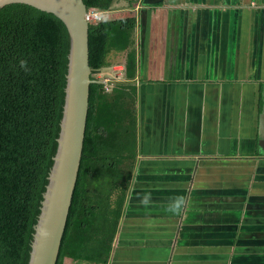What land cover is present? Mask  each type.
Masks as SVG:
<instances>
[{
    "label": "crops",
    "instance_id": "1",
    "mask_svg": "<svg viewBox=\"0 0 264 264\" xmlns=\"http://www.w3.org/2000/svg\"><path fill=\"white\" fill-rule=\"evenodd\" d=\"M138 150L108 264H264V0H118ZM117 64V65H116ZM106 73V72H105Z\"/></svg>",
    "mask_w": 264,
    "mask_h": 264
},
{
    "label": "trees",
    "instance_id": "2",
    "mask_svg": "<svg viewBox=\"0 0 264 264\" xmlns=\"http://www.w3.org/2000/svg\"><path fill=\"white\" fill-rule=\"evenodd\" d=\"M109 13L118 0H83ZM134 8L139 0H124ZM133 17L89 25L91 80L84 144L56 264H108L137 150L136 88L105 85L111 54H128ZM70 37L56 16L24 4L0 9V264H29L44 195L58 150ZM117 65V64H116ZM106 72V73H105ZM103 75V76H102Z\"/></svg>",
    "mask_w": 264,
    "mask_h": 264
},
{
    "label": "water",
    "instance_id": "3",
    "mask_svg": "<svg viewBox=\"0 0 264 264\" xmlns=\"http://www.w3.org/2000/svg\"><path fill=\"white\" fill-rule=\"evenodd\" d=\"M11 4L29 5L56 16L64 23L70 37L58 150L44 195L29 262L56 264L77 182L86 130L89 89L93 82L89 64L87 8L83 0H0V9Z\"/></svg>",
    "mask_w": 264,
    "mask_h": 264
},
{
    "label": "built area",
    "instance_id": "4",
    "mask_svg": "<svg viewBox=\"0 0 264 264\" xmlns=\"http://www.w3.org/2000/svg\"><path fill=\"white\" fill-rule=\"evenodd\" d=\"M108 14L104 13V12L97 11L95 9H91L89 11L87 10L86 21L88 22L89 25L95 24V23H98V22L105 20L106 18H109ZM121 70H122L121 68L117 67V68L113 69L114 73H117L116 75L115 74L114 75H107L104 77L98 76L100 78L101 82H103V84L105 85L106 90L109 89V86H108L109 84H111L116 79L120 78L119 73Z\"/></svg>",
    "mask_w": 264,
    "mask_h": 264
},
{
    "label": "rangeland",
    "instance_id": "5",
    "mask_svg": "<svg viewBox=\"0 0 264 264\" xmlns=\"http://www.w3.org/2000/svg\"><path fill=\"white\" fill-rule=\"evenodd\" d=\"M116 56V55H115ZM65 264H92L90 262H82V261H73V260H65Z\"/></svg>",
    "mask_w": 264,
    "mask_h": 264
},
{
    "label": "clouds",
    "instance_id": "6",
    "mask_svg": "<svg viewBox=\"0 0 264 264\" xmlns=\"http://www.w3.org/2000/svg\"><path fill=\"white\" fill-rule=\"evenodd\" d=\"M110 13V12H109ZM108 16H109V14H108ZM101 82V81H100Z\"/></svg>",
    "mask_w": 264,
    "mask_h": 264
}]
</instances>
